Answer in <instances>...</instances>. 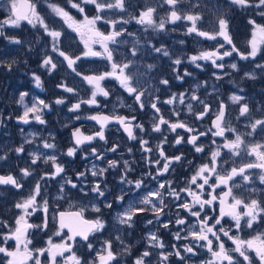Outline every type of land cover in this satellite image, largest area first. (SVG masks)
Returning a JSON list of instances; mask_svg holds the SVG:
<instances>
[{
    "label": "rangeland",
    "instance_id": "rangeland-1",
    "mask_svg": "<svg viewBox=\"0 0 264 264\" xmlns=\"http://www.w3.org/2000/svg\"><path fill=\"white\" fill-rule=\"evenodd\" d=\"M16 2L19 4V0H16ZM76 2H79V0H76ZM10 3L11 0H0V21L7 19L9 16L8 9ZM33 3L36 5V10L44 17L45 22L48 23L51 28L62 33L58 44L60 50L65 51L73 57L80 56L81 59L82 57H85L83 56V53L87 49L85 48L84 41L81 40L80 34L72 28H69L60 17L55 16L48 5L50 3L58 4L69 11L76 20H80L81 18L77 10L71 8L67 3V0H33ZM148 4L157 6L158 17H166L168 6L160 5L159 0H125V12H121L118 9H112L106 10L101 14L99 13L104 16L105 19L98 21L96 27L101 32L107 33L113 29L110 24L106 23V20H120L121 18L129 20L128 23H117L116 25V30L123 28L126 29V32L123 36L117 38V43L112 47L114 61L117 63L127 62L129 60L133 61L132 65L126 71L133 75L134 86L156 91L155 84L159 82L162 86V92L165 93L166 96H169L164 98L162 102H159L162 113L161 115L165 120L170 122L180 120L188 125H190V123L197 125L201 130L207 132V135L197 143L198 145H203L204 152H202L203 154H201V157H198L195 160L191 157L187 160V163H191V165L189 166V171L182 175L181 184L178 190L180 199L173 200L164 196L166 207L159 217V223L152 212H141L133 218L134 224L131 228L119 224L117 219L118 214H122L130 206L150 207V205H140L139 201L149 192L156 191L158 189V183H149L147 187L139 193L128 194L130 193L128 191V184L123 183L121 177H118L116 184L113 179L105 177L102 179L99 177L88 178L87 171V175L83 178L80 177L78 181L72 179L73 182L78 185L77 188H72L71 185H65L64 197L63 199H58L61 195L59 191L60 185L64 184L66 179H70L68 173L64 171V173L60 176H56L54 179L40 181L41 195L49 202L47 213L48 226L46 229L33 228L31 230L29 233V238L32 240V244L29 245L30 248H47V242L50 238L53 243H61L63 240H67L69 235L65 229L60 235H56L59 226H57V219L54 218H57V212L60 209L80 208L89 213L90 217L96 218L97 216H101L105 221V228L102 232L93 234L91 241H88L93 244V249L91 251L86 247L88 242H83L82 240L79 241L78 245L73 248V251H75L78 256L83 257L85 260L94 259L96 252L103 247L105 240H112L113 251H120L122 245L115 239V237L119 235L124 241V245H131V255H124L118 258V264H133L134 259L146 249L153 252V256L150 257L152 264H159V258L156 255L159 251L171 252L173 251V245L179 248L184 244L194 243L191 239L176 240L174 238V233L177 231L182 229L185 230L181 231V235L183 236L186 235L187 230H191L194 225L197 228L199 227L196 217L190 216L185 210L177 207L181 202L191 200V197L188 196L186 192L180 191V189L188 186V181L194 174L195 170L201 164L209 163L211 152L215 150L217 146H220L225 142L224 137H215L210 131H208L212 128V119H196L193 113L188 112V103L193 104L194 113L202 110V105L197 101L191 100L192 94L198 93L201 95L200 99L207 103L210 102L211 99L217 98L215 97V93L225 95L227 92V95L223 99V101L228 103L229 107L228 116L225 118L226 122L231 127L236 128L239 133L246 134L250 131V129L246 127L249 120L245 117L239 116V106L232 104L228 98L234 93L243 95L246 97L249 104H251V99H253V93L251 91L252 87L247 86V84L251 82L255 83L256 81L244 78V73L254 72L258 78L264 75V72H261L256 68L257 64H264V45L260 46L261 51L258 52L255 59L250 58L248 60H242L239 55L234 52L232 56L225 57L222 61H217V63H223L225 65L223 69L216 68L210 61H197V63L201 65L200 68H197L189 61V57L192 55H196L203 50H214V47L218 46L219 43H224L225 49L230 50L231 46L220 37H218L217 40H208L204 37L198 36L196 33L187 34L186 29L190 26L187 21H177L175 24L167 23L166 30L162 32L154 31L152 29L145 31V26L138 24L136 20L130 19V16H138L140 11H142L145 5ZM225 4L226 0H183V3L179 4L178 8L184 12H200L204 19L200 22L199 26L202 27L203 30H211L212 22L215 20L218 12H224L228 18V11L226 10L227 6H225ZM194 5H198V7H193ZM228 19L229 32L233 43L241 52L249 51L250 45L248 44V41L252 38L253 26L248 40L245 38L244 41H242L238 39L240 36H238L236 34L237 32L235 33L232 28L235 27V25L230 18ZM108 27L109 29H107ZM4 31L7 36H14L21 41L20 44H16L6 39L4 36H0V61L10 62L13 59L17 61L10 71L5 66L0 65V120L3 121V123L0 124V155L7 154V159L0 160V172L16 174L18 180L23 184L21 189H17L11 185L6 186L7 189L0 192V201H2L4 206L2 212L5 216H1L2 209L0 207V220L2 218L3 221L8 222L10 227H14L15 219L22 212V210L15 208V204L28 196L40 176L54 170L51 162L47 164L44 163V157L55 155L57 157V163L61 164L64 167V170H66L63 161L62 147H65L68 144V127L82 121L88 123L86 116L97 111L98 107L101 105L109 106V108H111L110 110L115 113H121L124 111L132 113L149 112L151 113L153 123L158 122L159 116L150 106L152 100L148 101L145 100V97H142L141 99L145 103V106L141 109L139 103L135 101L134 96L123 89L114 78L111 79L117 85L115 88L114 86L109 87L105 82L106 79L101 82V86L109 90V96H113L111 103L103 104L102 99L105 97L98 95L97 105L84 103L81 104L79 110L70 111L72 105L81 100L86 101L91 98L93 87L83 79V76L103 73L100 71L99 65L95 63L97 58H95V56L85 57L92 62L87 67H80V69L75 72L69 67V69L61 70L59 65L67 62L58 52L52 50V38L48 36L42 28L39 26L33 28L26 21H22L20 27L5 26ZM130 33L133 35H129ZM135 39H139L140 42L136 45L137 55L133 57L131 56V49ZM148 41H151V44H154L156 47L163 45L169 51L170 56L165 57L162 53H156V55H153L155 52L151 50L147 43ZM181 41H183V43H181ZM91 47L94 51H101L97 46H94V44H92ZM148 49L151 50V53L149 50V55L146 54ZM225 49H221V51H224ZM47 56H51L53 62L57 64L55 70L49 71L47 67L42 66L43 60ZM154 57L158 58L155 63L151 61ZM177 58H180L182 61L180 65H175L173 63ZM232 63L237 64L239 71L233 70L230 67ZM148 64H152L154 67L148 69ZM75 68L77 69V67ZM185 71L191 73V75L185 76ZM77 73H80L81 75H77ZM214 73L216 75H214ZM33 74L41 78L42 87L36 86ZM177 75L182 76L183 79H177ZM157 76L160 79L155 81ZM217 76L222 77V79H217ZM109 79L110 78H107V80ZM162 79H167L169 84H161L160 80ZM150 81L154 86L149 85ZM221 81H225V84L228 87L222 86L220 83ZM62 84L74 88L75 91L73 93H68L64 88L58 87V85ZM22 92L28 93L24 99V104L19 103V96ZM181 93L185 94L184 104H180L178 100L171 105L165 103V101L171 98L173 94L179 96ZM41 99L50 106L40 113L42 119L45 121L44 124L32 119L31 117L33 114H30L29 123H23L17 119L18 116L23 114L25 105L31 107L33 103ZM57 99H63L65 102L63 104H56L55 101ZM250 107L253 108V116L255 118H260L259 109L264 107V102L250 105ZM175 112H179V116H176ZM77 116L79 119L76 118ZM182 133L183 129L179 128L175 132L170 131L167 124L161 126L160 132L153 131V129L148 135L146 132H142L146 140L148 138L151 140H147L148 144L146 147L165 145V137L167 138L166 141L175 144V139ZM225 135L228 139H234L236 133L226 132ZM117 136L120 147L123 145L122 138H124L125 134L118 129ZM244 139L246 145L255 143L264 144V132H261L260 129L257 128L252 136L245 135ZM213 140L216 141V144L212 143ZM26 141L30 142L26 143ZM45 141L55 144L56 147L52 149L44 148L43 143ZM21 145H23L24 151L22 153H16L14 149ZM137 146L142 147L140 145V140L138 141ZM32 153L41 156V159L37 161L36 164H32ZM123 159L124 161L127 160L129 162L130 158L125 156ZM254 160L255 157L248 155L244 146L241 147L240 156L232 155L228 149L221 148V157L218 158V171L223 173L226 170H230L233 166L253 162ZM93 166L97 169L104 167L96 162L91 165L90 173ZM23 168H28L32 172V175L23 177L20 171ZM84 171H86V169H84ZM249 171L253 174V182H244L240 176L235 177L233 181L230 182V185H241V187H233V195L240 196L246 201L251 198L264 201V184H261L258 179L260 170L253 169ZM214 179L215 178L210 182H214ZM96 182L101 184V188L106 187L107 190L104 197H99L96 193L90 191L91 187ZM161 182H166V178L160 179L159 183ZM111 185L115 186V192L117 193L116 197L122 193H126L128 196L125 195L123 201H116L115 198L108 196V191L110 190ZM81 187L83 188V192L80 191ZM116 187H118L117 190ZM192 188L195 190L196 186L193 185ZM251 188H255L256 192H250ZM161 191L163 192L164 190ZM215 191L219 196L222 195L224 191H227V188L224 185H221L216 188ZM204 198H208L207 186L205 188ZM37 200L39 203H42L40 197H38ZM105 202H112V207H114L112 210L113 212H111L109 208H104ZM153 202H156L155 198L153 199ZM171 202L175 203L174 205L176 209L173 215H169L171 211ZM228 203H231L230 198H228ZM94 205L101 207L102 212H94L92 210ZM198 207L199 206H197V209ZM213 209L215 211H213ZM216 211L219 213V200L215 201L212 206H205L204 211L201 213V218L205 215L209 216ZM240 211H244V209L241 208ZM44 217L45 213L42 210L36 211L29 218V222H33V224H42ZM180 217L186 218V224L175 225L174 221ZM149 220L153 222L149 224ZM168 221H173V223H171L173 227L170 225L167 229L163 228L162 233H160L159 228L162 227L161 225L163 223ZM211 222L212 221H209V223ZM222 223H228L230 227L234 229L230 234L240 235L244 239H249L258 233L255 231V228L258 224H264V219H261L258 223L254 224L252 229L244 227L242 222V228L239 233L235 230V222L232 221L230 217L225 216ZM8 230L9 229L5 227L0 229V243H2L3 235L6 234ZM153 232L164 242V249L149 248L148 236ZM169 243L172 245L171 247H169ZM3 246H6L11 250L15 247V241L9 239L7 245ZM196 253L195 256L182 253L183 255L190 257V259H186L183 264H203V262L207 261V249L197 248ZM0 254L5 256L2 253ZM65 255H68V253H65ZM46 256L47 253H45V257ZM41 259L42 264H47V260L44 257ZM7 260L8 257H6V262ZM61 260V257L57 258L58 264Z\"/></svg>",
    "mask_w": 264,
    "mask_h": 264
},
{
    "label": "snow or ice",
    "instance_id": "snow-or-ice-1",
    "mask_svg": "<svg viewBox=\"0 0 264 264\" xmlns=\"http://www.w3.org/2000/svg\"><path fill=\"white\" fill-rule=\"evenodd\" d=\"M67 3L71 8L76 9L79 13H84L85 9L82 5L92 4L95 6V10L98 13L95 16L89 17L84 15L82 20H76L64 7H61L58 4L50 3L48 7L55 14V16L60 17L69 28H72L74 31L80 34L81 40L84 41L85 48L83 56H104L111 63V71H106L96 75H85L83 79L87 81L88 84L92 85L93 91L91 92V98L88 100H81L80 102L72 105L70 111H77L80 109L81 104L97 105V96H103L107 98L109 96V90L101 86V82L107 78H114L118 81L119 85L125 89L129 94L134 96L136 102L139 103L141 109L144 108L145 103L142 101V97L145 96L146 89H142L138 86H134V77L132 74H129L126 70L132 65L133 61L129 60L127 62L117 63L113 59L112 50L109 48V43H117V38L124 35L126 29L121 28L116 30L117 23H128L129 20L121 18L120 20H106V23L112 26V31L105 34L101 32L97 27V22L104 20L105 17L99 13H103L106 10L118 9L121 12L126 11L125 0H67ZM183 3V0H159L160 5H167L168 12L166 17L157 16V6L151 4L145 5L144 9L140 11L138 16L131 15L130 19L136 20L138 24L145 26V31L152 29L154 31H165L166 24L171 23L175 24L177 21H187L190 26L187 27V34L196 33L198 36L204 37L208 40H217L218 37L222 38L223 41L227 42L231 46L230 50L225 49L224 43H219L218 46L214 47V50H203L196 55L189 57V61L194 64L197 68H200L201 65L197 61H210L213 66L219 69H223L225 65L223 63H217V61H222L225 57L232 56L235 52L239 55L240 59L248 60L255 59L258 52L261 51V45H264V24H258L256 20H249V24L253 26L252 38L248 41L250 45V50L241 52L240 49L236 47L233 43L232 37L229 32V19L227 18L224 12H218L216 14L215 20L212 22L211 30H203L199 26L200 22L204 19L203 15L200 12L188 11L184 12L178 8V5ZM231 5L238 6L242 9H256L258 15L264 18V0H230ZM193 7H198L194 5ZM9 16L7 19L0 21V36H4L6 39L10 40L13 43L20 44L21 41L14 36H7L4 29L5 26L20 27L22 21H26L33 28L39 26L47 33L48 36L52 38V50L58 52L61 57L67 61L68 67L72 68L73 72L76 71L74 65L76 61L80 60V56H71L65 51L60 50L58 47L59 38L62 33L60 31L51 28L48 23L45 22L43 16L36 10V5L34 3H28L26 5V10H21L20 6L17 4L16 0H11L9 7ZM133 35V34H129ZM123 42V41H121ZM139 39H135L131 49V56L135 57L137 55V47L139 44ZM152 51L155 53H162L163 56H170L169 51L161 45L156 47L154 44H151V41L147 42ZM183 43V41H181ZM92 44H99L102 48V51H94L91 47ZM221 49H225L221 51ZM17 61L15 59L10 62L0 61V65L5 66L9 71L12 69ZM175 65H180L182 63L180 58H177L173 61ZM42 66L47 67L49 71L55 70L57 64L53 62L51 56H47L43 60ZM154 65L148 64L147 68L152 69ZM230 67L233 70H237L238 66L236 63H232ZM256 68L261 72H264V64H257ZM34 80L37 87H42L41 78L35 74ZM77 75H81L77 73ZM185 76L191 75V73L185 71ZM214 75H216L214 73ZM177 79H183L182 76L177 75ZM217 79H222V77L217 76ZM244 78L249 80H256L258 77L254 72H245ZM160 83L163 85H168L169 81L167 79L160 80ZM58 87L64 88L68 93H73L75 90L72 87H68L66 84L58 85ZM28 95L27 92L20 93L19 103L24 104V99ZM185 94L181 93L179 96L173 94L171 98L167 99L165 103L171 105L174 104L177 100L180 104L185 103L184 99ZM232 104L238 105L239 116L245 117L249 120V123L246 125L250 129L246 134L239 133L236 128L231 127L225 120L227 105L220 101L218 103L217 110L215 111V118L212 120V128L208 131L212 133L215 137H224L225 142L217 146L215 150L211 152V158L209 163L201 164L190 177L188 181V186L180 189L182 192H186L188 196L191 197V200L183 201L177 205L178 208L185 210L190 216L197 218V228L195 225L191 230H187L186 235H181L180 230L174 233V238L176 240H188L191 239L194 243L184 244L182 247H176L173 245V251L165 252L159 251L156 255L159 258V264H169V258L171 256L177 257L180 261H185L190 259L185 254H191L195 256L197 248H205L209 253H211V259L203 262V264H264V232H259L253 235L249 239H244L240 235H232L231 228L226 229L222 221L225 216L230 217L234 221V228L239 233L243 226L248 229H252L253 225L258 223L261 219H264V201H261L256 198H251L245 200L244 198L233 195V187H241V185H230V182L237 176H240L244 182H253V174L249 170L259 169L258 179L261 184H264V144L255 143V144H245L244 136H252L257 128L261 132H264V107L259 109L260 118H255L253 116V108L250 107L249 102L246 97L243 95L232 94L228 98ZM159 97L151 102L150 106L156 111L160 112V109L157 107V102ZM192 101H197L202 105V110L195 112L193 110V104H187V110L189 113H193L196 119H203L204 116L212 110L211 106L206 103L204 100H201L199 96L195 93L191 96ZM65 101L63 99H57L56 104H63ZM50 106L45 103L44 100H38L32 104L31 107L25 105V110L21 116H18L17 119L23 123H29L30 114L32 119H35L41 124H44L45 121L42 119L40 113L49 108ZM176 116H179V112H175ZM11 118V117H9ZM79 119V117H76ZM91 119L97 120L101 123V130L95 133L96 137L104 140V131L103 127L105 122L115 120L119 124L124 126L125 131L128 133V136L131 139H136L133 135L131 122L127 117L124 116H92ZM134 120L135 117H132ZM3 121L0 120V124ZM167 124L169 130L175 132L178 128L185 129L188 133H196L190 135L187 139V143L194 146V150L197 153L204 152L203 145H198L197 140L204 135H207V132H198L193 127H190L183 121L177 120L176 122H170L165 120L161 115L158 117V122L153 124V131L160 132L161 125ZM143 131V126L140 124L135 125ZM226 132L236 133L234 139H228L226 137ZM75 137L73 147H70L67 150L68 156H74L78 146L82 145L84 142H90L95 137L93 136H83L79 133L77 129L73 133ZM166 141V137L164 138ZM184 141L183 136H177L175 139V144L179 145ZM30 142V141H26ZM213 144H216V141H212ZM142 149L145 152H151L152 149L146 147L148 141L144 140L141 142ZM246 148L247 154L254 156L255 160L253 162L242 163L238 166H233L230 170H226L223 173L218 171V158L221 157V148L228 149L232 155L240 156L241 147ZM43 147L47 149L55 148L56 145L45 141ZM159 150L160 157L165 161L161 168L157 169V175H163L169 171V167L173 162H179L182 159L181 155H176L174 157H168L162 150V145H157ZM16 153H22L24 151L23 145L14 149ZM110 151L115 152L116 147H112ZM131 151V149H129ZM91 153L96 156L97 159H102L103 157L97 155L96 149H91ZM33 159L32 164H36L37 161L41 159V156L36 153H32ZM7 159V154L0 155V160ZM51 162L53 171L47 172L44 175L40 176L39 180L35 183L28 196L22 201L15 204V208L22 210L21 214L15 219V226L10 227L7 221L0 220V225L5 228H8V232L3 235L2 243H0V253L8 257L7 264H42V257L47 260V264H58L57 258L61 257L62 260L59 264H118V258L124 255H131V245H124V241L119 235L115 237L117 241L122 245L120 251H113L112 240H105L103 247L96 252L95 258L91 260H85L83 257L78 256L75 251H73L72 243L75 242L76 237H80L83 241L89 240V235L95 234L97 232H102L105 228V221L101 216H97L95 219L86 220L83 218V209L75 212H60L58 214V229L56 235H60L64 229H67L70 235L67 237V240H63L61 243H53L51 238L48 240L47 248H30L29 245L32 244V240L29 238V230L36 229H46L48 226V208L49 202L47 199H44L41 195V184L40 181L45 179H54L56 176H60L64 173V167L57 163V157L55 155H49L44 157V163L47 164ZM117 160L108 161V168H116L118 166ZM156 164H159L160 161H155ZM125 168V173L121 176V181L128 185H135V188L139 189L143 184V180H129L127 179V173L131 171L129 168V162L127 160L123 161ZM107 168L97 169L93 166L91 170V175L93 177L103 176L107 171ZM23 177L32 175V172L28 168H23L20 170ZM87 175V171L77 173L78 177H83ZM151 176V173H148ZM214 182H210L213 181ZM155 179V177H153ZM165 183L169 189L168 195L174 196L177 200L180 199L179 192L172 188V181L161 182L158 185L156 191L149 192L142 200L139 201L140 205H145L150 207H139V206H130L122 214H118V222L121 225H126L131 228L134 224V217L141 212H152L159 223V217L163 213L164 208L166 207L164 203V194L161 190L165 189ZM0 185H12L13 187L20 189L23 187L22 183L17 180L13 175H0ZM65 185H71L72 188H77L78 185L73 182L72 179H66L64 184L60 185L61 195L58 199H63L64 197V188ZM195 185L196 188L193 190L192 186ZM224 185L227 188V191H224L222 195L215 194L216 188ZM207 186V196L205 199V188ZM106 187L101 188V184L96 182L91 187L90 191L96 193L99 197H104L106 192ZM80 191L83 192V188H80ZM250 192L255 193L256 189L251 188ZM87 194V193H85ZM126 193H122L115 197L116 201H123ZM40 197L42 203H39L37 198ZM155 198L156 202H153ZM228 198L231 199V203H228ZM219 200V213L213 218L211 216L205 215L201 218V213L204 211L205 206H212L215 201ZM112 202H105L104 208H112ZM197 206L198 209H197ZM243 208L244 211H240ZM197 209V210H194ZM42 210L45 213L44 221L42 224H32L29 223V218L36 212ZM92 210L96 213H101L102 209L99 206L94 205ZM213 211H215L213 209ZM209 221H212L209 223ZM153 221L149 220L148 223L151 224ZM173 221H168L163 223L161 226L165 229L169 227V224ZM175 225H184L186 224V218H177L174 221ZM219 226V227H217ZM227 237L228 240L234 245L233 248H226L225 242L221 237ZM12 239L15 241V247L9 249L6 246L8 240ZM149 248L155 249H164V242L156 235V233H150L148 236ZM87 249L91 251L93 249V244L88 242L86 245ZM45 253L47 256L45 257ZM68 253V255H65ZM233 253H238L239 257H242L243 260H237ZM254 253V257L250 255ZM153 256V252L148 249L141 252L133 261V264H152L150 257Z\"/></svg>",
    "mask_w": 264,
    "mask_h": 264
},
{
    "label": "flooded vegetation",
    "instance_id": "flooded-vegetation-1",
    "mask_svg": "<svg viewBox=\"0 0 264 264\" xmlns=\"http://www.w3.org/2000/svg\"><path fill=\"white\" fill-rule=\"evenodd\" d=\"M82 6L85 9L84 13H79L77 11L80 18H81L80 20L83 19L84 15L92 17V16H95L98 14L95 10L94 5L87 4V5H82ZM235 7L237 8V10L235 11L238 14L237 18L240 22H243L244 28L246 29L245 32L243 29L240 40L244 41V39L246 37L245 36L243 37V35H246L245 34L246 32L248 35L246 39L248 40L250 31L252 29V25L249 24V20L254 19V20H256V22L258 24H264V18L260 17L257 14L259 10L251 9V8L250 9H242L238 6H235ZM107 29H109V27ZM107 33H109V32H107ZM107 33H105V34H107ZM175 33H178V32H175ZM94 46H97L102 51V48L99 44H94ZM113 46H115V44L109 43V48L112 51H113V49H112ZM149 50L150 49L147 50V53H146L147 55H149ZM150 53H151V50H150ZM153 55H156V53H153ZM95 58H97L95 63L97 65H99L100 71H102V72L110 71L112 62L108 61L104 56L103 57H95ZM157 59H158L157 57H154L151 59V61L153 63H155V62H157ZM91 62L92 61L87 60V58L82 57L81 60L76 61V64L74 65V67H77L76 70H79L80 67L81 68L87 67ZM59 68L61 70L69 69L67 63L60 64ZM60 69H58V70H60ZM159 79L160 78H158V76H157V78H155V81H158ZM105 82L107 85H109V87L114 86V88H115V86H117L111 78L109 80L106 79ZM151 83L152 82L150 81L149 85H153ZM220 83L222 86L228 87L224 81L223 82L221 81ZM155 87H156V91L146 89L147 91L145 92L144 97H145V100H148V101L149 100L153 101L155 99V97H159V100L156 102H157V106L160 109L159 102H162L164 100V98L169 97V96L168 95L166 96L165 93L162 92V86L159 84V82H157L155 84ZM196 95L201 97V95H199L198 93H196ZM226 95L227 94L218 95V96H216L217 98L211 99L210 102H207L211 106L212 110L208 113V115L204 116V118L201 120H205V119H209V120L212 119L213 120L215 118V111L217 110L218 103L220 101H223V99ZM112 98H113V96L110 95L108 98L102 99L103 104L111 103ZM223 102L227 103L226 101H223ZM110 109L111 108H109V106H102L101 105L98 107L97 111H95V112H108V113L117 114V115H121V114L125 113V114H128L129 116H132V115L137 116V118L133 121L134 128H135L134 136L136 137V139L129 138L124 133V131L122 130L120 124H109L103 129L104 136H105L104 140H101V139H99V137L94 136L95 138L92 142L78 146L77 151H76L74 156H68L67 150L70 147L75 146L74 145L75 140L73 138V130L75 128H82L83 132H85L87 134H95L96 132L101 130V123H97V122L89 120L88 119L89 114H88L86 116L88 123H86L85 121H82V122H78L77 124L67 128V130H68V133H67L68 144H67V146L62 147V148H63V161H64L65 169H66L65 172L68 173L70 179L78 181L80 179V177L77 176V173L85 172L84 169H86V171H88V178H92L93 176L90 173V167L92 164L97 162L101 166H104L103 168L108 169L104 173L103 176H98V177L101 179L103 177L108 178V179H113V181H115V183H116V180H118V177L120 178L125 173V168L123 165V161H124L123 158L126 156L127 158H130L129 159V162H130L129 168L131 169V171L127 173V179L133 180V181L140 180V179L143 180V184L141 185V187L139 189L135 188L134 184L128 185V189H129L128 191L130 192L128 194L139 193L141 190L146 188L149 183H152V184L158 183L159 184L160 179H165V178H166V181H169V180L172 181V188H174L178 191L180 184H181L182 175L185 174V172L187 173L189 171V168H190L189 166L191 165V163H187V160H189L190 157L196 158L198 155L203 154V153L197 154L194 151L193 145L186 142L190 135H194L196 133L195 132L194 133H188L185 129H183V133L179 136H183L184 141H182L181 144H179V145L165 141L166 144L162 145V150L165 153V155L168 157H174L176 155H181L182 159L179 162H173L170 165L169 171L167 173H164L163 175H157V169L161 168L163 163L165 162L163 160V158L160 157L159 150L157 149V147H149L152 149V151L151 152H145V151H143L142 147L137 146L139 140H140L141 146H142L141 142L146 140V138L144 137L142 132H144V133L146 132L148 135L153 129L154 123L152 121L151 113H149V112L132 113V112H128V111H124L121 113H115ZM228 113H229V107H228V103H227V115H226V117L228 116ZM161 114L162 113H161V109H160V112L157 113V115L160 116ZM137 124H140L143 126V131H141V129L139 127L135 126ZM189 126L193 127L198 132H205V131L201 130V128L197 125L190 123ZM118 129L123 131V133L125 134L124 138H122L123 139V145H121L120 147H119V141H118V136H117ZM204 137H205V135L201 136L197 140V143L201 139H203ZM149 139L150 138H148L147 140H149ZM149 141H151V140H149ZM71 144H72V146H71ZM114 146L116 147V151L115 152L110 151V149ZM93 148L96 149L97 155H100L103 157L102 159H97L96 156L91 153V149H93ZM129 149H131V151H129ZM110 160H117L119 162L118 166L116 168H108V161H110ZM157 160L160 161L159 164L155 163V161H157ZM148 173H151V176H149ZM153 177H155V179H153ZM7 186H11V185H7ZM4 187H6V186H4ZM117 189H118V187H116V190ZM163 190H164L163 194L166 198H171L173 200L176 199L174 196L168 195L169 189L167 187V184L165 185V189H163ZM108 194H109L108 196H111L113 198L116 197L117 193L115 192V186L111 185L110 190L108 191ZM215 194H216V191H215ZM126 196H128V195L126 194ZM174 204H175L174 202L173 203L171 202V208H170L171 211H170L169 215H173L174 211L176 210ZM113 208L114 207L110 208L111 212H113L112 211ZM73 209H80V208H73ZM216 212H218V211H216ZM216 212L211 213L209 216L215 218L218 215V213H216ZM57 214H58V212H57ZM83 214L89 218H95V217H90L89 213H87L85 211H83ZM57 218H58V215H57ZM57 224H58V221H57ZM222 224L226 229L231 228L228 223H226V224L222 223ZM170 225L171 224H169V226ZM57 226H59V225H57ZM171 226L173 227V225H171ZM217 227H219V226H217ZM232 231H234V229L231 228V232ZM255 231H257L258 233L264 232V224H258L255 228ZM68 235H69V233H68ZM92 236H93V234L91 235V238H92ZM91 238H90V241H91ZM221 239L225 242L226 248L231 249L234 247L232 242L230 240H228L227 237L222 236ZM79 241L80 240H76V242L74 244H72L73 248H75L78 245ZM169 241H171V240H169ZM171 246L172 245L169 243V247H171ZM233 255L237 260H240V261L243 260L242 257H239L238 253H233ZM250 255H252L254 257V253H250ZM206 256H208L207 261L211 259V253H209L208 251H207ZM183 263H184V261L183 262L180 261L175 256H171L169 258V264H183ZM245 264H246V262H245Z\"/></svg>",
    "mask_w": 264,
    "mask_h": 264
},
{
    "label": "trees",
    "instance_id": "trees-1",
    "mask_svg": "<svg viewBox=\"0 0 264 264\" xmlns=\"http://www.w3.org/2000/svg\"><path fill=\"white\" fill-rule=\"evenodd\" d=\"M225 6H227L226 8L228 10V12H227L228 18H230L232 23L235 25V27H232V28L235 31V33L237 32L236 34L238 36H240V38H241V34H242L243 29H244V32H245L246 29L244 28L243 22H240L238 20V18H237L238 14L235 12L237 10V8L234 5H231L230 0H226ZM245 34L246 35H243V37L245 36L247 38V36H248L247 32ZM240 38L238 37V39H240ZM255 81H256L255 83L251 82V83L247 84V86L252 87L251 91L253 93V99H251V104L250 105H255V104H259L261 102H264V75H262L261 77L257 78ZM224 87H226V86H224ZM225 94H227V92ZM218 95H224V94L215 93V97L218 96ZM201 156L202 155H198L196 158L192 157V159L195 160V159H197L198 157H201ZM202 158H204V157H202ZM6 189H7V187H4V186L1 187L0 186V192L4 191ZM0 207L2 209L1 210V216H4V214L2 212L4 210V206H3L2 201H0ZM216 213H218V212H216ZM1 220H2V218H1ZM1 228H4V227L2 225H0V229ZM162 230H163L162 227L159 228L160 233H162ZM0 264H7L6 257L2 256L1 254H0Z\"/></svg>",
    "mask_w": 264,
    "mask_h": 264
},
{
    "label": "water",
    "instance_id": "water-1",
    "mask_svg": "<svg viewBox=\"0 0 264 264\" xmlns=\"http://www.w3.org/2000/svg\"><path fill=\"white\" fill-rule=\"evenodd\" d=\"M28 3H33V0H19V4H18V5L20 6L21 10L23 11V10H26V5H27ZM224 103H225V102H224ZM225 104L227 105V103H225ZM157 107H158V106H157ZM158 108H159V107H158ZM114 115H117V114H111V113H108V112H94V113H92V114H90V115L88 116V119L91 120V121H94V122L100 123V122L97 121V120H93V119H91V117H92V116H114ZM226 115H227V109H226ZM118 116H124V117H127V118L129 119V121L131 122V125H132V131H133V135H134V133H135V128H134L133 121L137 118V116H136V115L129 116L128 114H125V113H124V114H121V115H118ZM132 117H135V119L133 120ZM225 118H226V116H225ZM109 124H119V123H118L117 121H115V120H111V121L105 122L103 129H104L107 125H109ZM120 125H121V124H120ZM121 128H122V130L124 131V133L128 136V133L125 131L123 125H121ZM77 129L79 130V133L83 134V136H93V137L95 136V134H87V133L83 132L82 128H77ZM77 129H74V130H73V133L76 132ZM128 137H129V136H128ZM73 138H74V140H75L74 135H73ZM129 138H130V137H129ZM93 140H94V139H93ZM93 140H92V141H93ZM92 141H90V142H92ZM90 142H87V141H86V142H84L83 144L90 143ZM9 174L13 175V176L18 180L17 175L14 174V173H2V172H0V175H9ZM0 186H7V185H0ZM79 210H80V209H60V210L58 211V214H59L60 212H75V211H79ZM83 218L86 219V220H92V219H95V218H89V217L85 216L84 214H83ZM29 223H32V224H33V222H29ZM31 230H32V229L29 230V233L31 232ZM65 230L68 232L67 229H65ZM68 233H69V232H68ZM69 235H70V233H69ZM90 238H91V235H89V240H90ZM77 239L82 240L80 237H76L75 242H76ZM89 240H88V241H89ZM82 241H83V240H82ZM75 242H72V244H74ZM85 242H87V241H85Z\"/></svg>",
    "mask_w": 264,
    "mask_h": 264
}]
</instances>
